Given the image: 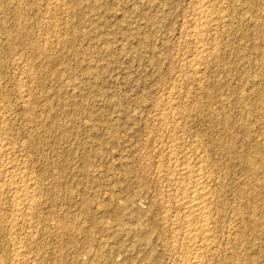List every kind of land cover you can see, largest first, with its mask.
I'll return each mask as SVG.
<instances>
[{
    "label": "rangeland",
    "instance_id": "1",
    "mask_svg": "<svg viewBox=\"0 0 264 264\" xmlns=\"http://www.w3.org/2000/svg\"><path fill=\"white\" fill-rule=\"evenodd\" d=\"M263 92L264 0H0V264H184L179 162L203 264H264Z\"/></svg>",
    "mask_w": 264,
    "mask_h": 264
},
{
    "label": "bare ground",
    "instance_id": "2",
    "mask_svg": "<svg viewBox=\"0 0 264 264\" xmlns=\"http://www.w3.org/2000/svg\"><path fill=\"white\" fill-rule=\"evenodd\" d=\"M254 1V0H253ZM170 2V1H169ZM56 3V2H55ZM206 3V2H205ZM82 5V4H81ZM83 6V5H82ZM87 6V5H86ZM78 7V6H77ZM88 7V6H87ZM91 7V6H90ZM98 7V6H97ZM202 7V6H201ZM86 8V7H85ZM79 11V10H78ZM207 11V10H206ZM21 12V11H20ZM207 13V12H206ZM209 13V12H208ZM203 14H204V11H203ZM91 15V14H90ZM200 15V14H199ZM202 15V14H201ZM205 15V14H204ZM207 15V14H206ZM210 15V14H209ZM74 16V15H73ZM198 16V15H197ZM196 16V17H197ZM203 16V15H202ZM211 16V15H210ZM91 17V16H90ZM225 17V16H224ZM195 19V18H194ZM199 19V18H198ZM201 19V18H200ZM210 19V18H209ZM212 19V18H211ZM208 20V19H207ZM215 20V19H214ZM225 20V19H224ZM223 20V21H224ZM200 21V20H199ZM207 22V21H206ZM210 22H211V20H210ZM212 23V22H211ZM216 23H218V22H216ZM203 24V23H202ZM212 25V24H211ZM219 25V24H218ZM202 26V25H201ZM203 27V26H202ZM204 27H205V25H204ZM206 27H207V25H206ZM205 27V28H206ZM194 28V27H193ZM56 29V28H55ZM201 30H202V28H201ZM207 30H208V28H207ZM214 30V29H213ZM216 30V29H215ZM201 34V33H200ZM215 38V37H214ZM216 39V38H215ZM198 40V39H197ZM196 40V41H197ZM200 41H202V40H200ZM216 43V42H215ZM207 45V44H206ZM203 46H204V43H203ZM206 53H208L207 51H206ZM206 53H204V54H206ZM213 55V54H212ZM203 56V55H202ZM208 56H209V54H208ZM203 57H205V56H203ZM198 58V57H197ZM216 58V57H215ZM207 59V58H206ZM219 60V59H218ZM198 61H199V63L201 64V63H203V61L202 60H199L198 59ZM198 63V64H199ZM194 64H196V63H194ZM207 64V63H206ZM192 66V65H191ZM197 66V65H196ZM205 66V65H204ZM208 66V65H207ZM193 67V66H192ZM200 67V66H199ZM204 68H206V67H204ZM200 69V68H199ZM195 70V69H194ZM202 71H204V70H202ZM194 76V75H193ZM196 77V76H195ZM199 80V79H198ZM253 83V82H252ZM260 86V85H259ZM264 93V92H263ZM179 99V98H178ZM170 101V100H169ZM242 102V101H241ZM171 104V103H170ZM173 104V103H172ZM176 106V105H175ZM257 106V105H256ZM174 107V106H173ZM176 108V107H175ZM179 108V107H178ZM181 108V107H180ZM184 108V107H183ZM247 108V107H246ZM173 109V108H172ZM175 111V110H174ZM172 112V111H171ZM180 112V111H179ZM1 114V113H0ZM173 114H174V112H173ZM264 114V113H263ZM178 115V114H177ZM176 116V115H175ZM4 118H5V116H4ZM174 118V117H173ZM171 119V118H170ZM173 120V119H172ZM220 120V119H219ZM228 120V119H227ZM55 121V120H54ZM165 121V120H164ZM252 121V120H251ZM250 121V122H251ZM5 122V121H4ZM230 122V121H229ZM1 123V122H0ZM171 123H173L172 121H171ZM171 123H170V125H171ZM165 124V123H164ZM175 124V123H174ZM173 124V125H174ZM222 124V123H221ZM162 125V124H161ZM166 125V124H165ZM168 125V124H167ZM172 125V126H173ZM178 126V125H177ZM236 126V125H235ZM232 127V126H231ZM236 128V127H235ZM231 130V129H230ZM223 131V130H222ZM46 132V131H45ZM48 132V131H47ZM46 132V133H47ZM174 132H175V130H174ZM229 132V131H228ZM243 133V132H242ZM251 133V132H250ZM175 134H176V132H175ZM229 134V133H228ZM174 135V134H173ZM246 135V134H245ZM226 137V136H225ZM237 137V136H236ZM247 137V136H246ZM169 138H171V137H169ZM232 138V137H231ZM255 138V137H254ZM251 139V138H250ZM249 139V140H250ZM34 140V139H33ZM175 140V139H174ZM172 141V142H175V141ZM231 140V139H230ZM234 140V139H233ZM232 140V141H233ZM166 141V140H165ZM248 141V140H247ZM244 142V141H243ZM259 142V141H258ZM167 143H168V141H167ZM166 143V144H167ZM179 143H181V142H179ZM239 143V142H238ZM242 143V142H241ZM248 143V142H247ZM173 144V143H172ZM176 144V143H175ZM228 144V143H227ZM227 144H226V146H227ZM176 145H178V144H176ZM208 145V144H207ZM251 145V144H250ZM258 145V144H257ZM86 146H87V144H86ZM165 146V145H164ZM169 146H172L171 144L169 145ZM179 146V145H178ZM255 146V145H254ZM253 146V147H254ZM260 146H262V145H260ZM252 147V148H253ZM158 148V147H157ZM163 148V147H162ZM169 148V147H168ZM171 148V147H170ZM176 148H178L177 146H176ZM180 148V147H179ZM235 148V147H234ZM247 148V147H246ZM259 148V147H258ZM257 148V149H258ZM165 149V148H164ZM174 148H172V150H173ZM224 149V148H223ZM241 149V148H240ZM253 149H255L256 150V148H253ZM169 150V149H168ZM176 150V149H175ZM231 150V149H230ZM241 150H243V149H241ZM188 151H189V149H188ZM239 151V150H238ZM251 151V150H250ZM253 151V150H252ZM169 152H173V151H168V153ZM186 152V151H185ZM249 152V151H248ZM255 152L256 151H254V153L252 152V154L254 155L255 154ZM259 152V151H258ZM159 153V152H158ZM233 153V152H232ZM250 153V152H249ZM248 153V154H249ZM174 154H175V152H174ZM173 154V155H174ZM248 154H247V156L246 157H249L248 159L250 160V162H251V160L253 161V162H251V163H254V157L257 155V153H256V155H254L253 156V158L249 155L248 156ZM251 154V153H250ZM251 154V155H252ZM168 155H170V154H168ZM171 155H172V153H171ZM170 155V156H171ZM177 157H178V155L177 154H175ZM181 155V154H180ZM190 155V154H189ZM201 155H203V154H201ZM160 156V155H159ZM169 156V157H170ZM245 157V158H246ZM257 157V156H256ZM255 157V158H256ZM242 158V157H241ZM252 158V159H251ZM174 159H176L175 157H174ZM180 159V158H179ZM179 159H177V160H179ZM197 159H198V157H197ZM247 159V158H246ZM246 159H245V161H246ZM170 160V159H169ZM177 160H176V162H177ZM185 160V159H184ZM183 160V161H184ZM189 160V162L190 163H193V162H191L190 161V159H188ZM206 160V159H205ZM248 160V161H249ZM256 160V159H255ZM11 161V160H10ZM171 161H173L174 162V160H172L171 159ZM180 161V160H179ZM244 161V162H245ZM6 163V162H5ZM4 163V164H5ZM180 164H178L177 166L175 165L174 166V169H176L177 168V173L182 177L181 178V180L183 181L181 184H183V183H185L186 181H187V183L188 184H190V185H192V187H193V191L187 196V197H184V198H182V199H185L184 201H183V207H184V210H186L185 212H186V223H187V225H188V227L189 226H193V225H196L197 224V226H198V224H200L199 226V229L198 228H194V229H192L191 231H190V236H189V241H190V243L192 244H194V242H195V244H194V248H193V253H191V256L189 257H187L188 259H186V258H184V264H203V257H206V256H204L205 255V253L207 254V256H208V253H210L209 251H208V253H207V249H208V247L210 246V245H208L207 243H205V242H207V239H206V232L207 233H209L210 231H208L209 230V228H208V226L207 225H209V224H207L208 223V219H209V217H210V213H211V211H209V207H208V202H209V199H208V197H210V194H209V189H208V185H206V174H204L205 172H203L202 170H204L203 168H201V167H203V166H201V167H197V168H193L192 167V165H190L188 162H185V163H182L181 164V162H179ZM248 163V162H247ZM246 163V164H247ZM250 163V164H251ZM11 164V163H10ZM174 164H176V163H174ZM212 164V163H211ZM249 164V165H250ZM257 164V163H256ZM259 164V163H258ZM194 165H197V164H195L194 163ZM193 165V166H194ZM204 165V164H203ZM239 165V164H238ZM241 165V164H240ZM249 165H247V166H249ZM252 165V164H251ZM15 166V165H14ZM172 166V165H171ZM10 167H11V165H10ZM27 167V166H26ZM173 167V166H172ZM196 167V166H195ZM257 167V166H256ZM171 168V167H170ZM170 168H169V170H170ZM207 168V167H206ZM242 168V167H241ZM244 168V167H243ZM245 169V168H244ZM260 169V168H259ZM171 170H172V168H171ZM227 170V169H226ZM248 170V169H247ZM13 171V170H12ZM168 171V170H167ZM173 171V170H172ZM170 172V171H169ZM209 172V171H208ZM245 172V171H244ZM250 172V171H249ZM16 173V172H15ZM173 173V172H172ZM253 173V172H252ZM30 174V173H29ZM162 174V173H161ZM170 174V173H169ZM168 174V175H169ZM210 174V173H209ZM226 174V173H225ZM256 174V173H255ZM12 175V174H11ZM175 175H176V173H175ZM259 175V174H258ZM166 176V175H165ZM192 176H193V178H192ZM172 177H175V176H173L172 175ZM254 177H256V176H254ZM264 178V177H263ZM23 179V178H22ZM28 179V178H27ZM169 179V178H168ZM211 179V178H210ZM30 180V179H29ZM37 180V179H36ZM214 180V179H213ZM258 180V179H257ZM264 180V179H263ZM262 180V181H263ZM171 181V180H170ZM169 181V182H170ZM179 181H180V177H179ZM245 181V180H244ZM243 181V182H244ZM20 182V181H19ZM32 182V181H31ZM181 182V181H180ZM180 182H178V183H180ZM255 182H256V180H255ZM40 183V182H39ZM168 183V182H167ZM177 182H175V184H176ZM186 183V184H187ZM28 184H29V181H28ZM169 184H171V183H169ZM173 184V183H172ZM185 184V186H187ZM214 184V183H213ZM166 185V184H165ZM184 185V184H183ZM210 185V184H209ZM264 185V184H263ZM263 185H261L260 187H261V189H262V187H264ZM28 186V185H27ZM31 186V184L29 185V187ZM37 186V185H36ZM168 186V185H167ZM216 186V185H215ZM227 186V185H226ZM248 186V185H247ZM246 186V187H247ZM172 187V186H171ZM221 187V186H220ZM223 187V186H222ZM256 187V186H255ZM259 187V188H260ZM28 188V187H27ZM187 188V187H186ZM191 188V187H190ZM214 188V187H213ZM73 189V188H72ZM125 189V188H124ZM173 189V188H172ZM175 189H176V192L178 193V192H180V191H178L177 190V188H176V186H175ZM179 189V188H178ZM189 189V188H188ZM219 189V188H218ZM27 190V189H26ZM71 190V189H70ZM170 190H171V188H170ZM174 190V189H173ZM186 190V189H185ZM217 190V189H216ZM257 190V189H256ZM22 191V190H21ZM190 191H191V189H190ZM238 191V190H237ZM175 192V191H174ZM182 192V191H181ZM184 192V191H183ZM186 192V191H185ZM189 192V191H188ZM211 192V191H210ZM254 192H255V190H254ZM27 193V192H26ZM176 193V194H177ZM30 194V193H29ZM164 194V193H163ZM169 194V193H168ZM175 194V195H176ZM179 194V193H178ZM254 194V193H253ZM25 195V194H24ZM28 195V194H27ZM165 195V194H164ZM170 195V194H169ZM248 195V194H247ZM37 196H38V194H37ZM179 196H180V194H179ZM22 197V196H21ZM31 197H33V195H31ZM182 197V196H181ZM217 197V196H216ZM18 198V197H17ZM34 198V197H33ZM177 198V197H176ZM213 199V198H212ZM241 199V198H240ZM253 199H254V197H253ZM23 200V199H22ZM30 200V199H29ZM31 200H34V199H32L31 198ZM38 200V199H37ZM177 200H179V199H177ZM181 200V199H180ZM211 200V199H210ZM221 200V199H220ZM34 201H36V200H34ZM168 201V200H167ZM261 201V200H260ZM214 202V201H213ZM259 202V201H258ZM257 202V203H258ZM31 203V202H30ZM178 203H181V202H178ZM212 203V202H211ZM218 202H216V204H217ZM24 204V203H23ZM26 204H28V203H26ZM172 204V203H171ZM213 204V203H212ZM223 204V203H222ZM221 204V205H222ZM32 205V204H31ZM31 205H29V207L28 208H30V206ZM35 205V204H34ZM165 205V204H164ZM166 205H167V203H166ZM175 205V204H174ZM181 205V204H180ZM255 205V204H254ZM22 206V205H21ZM20 206V207H21ZM168 206V205H167ZM226 206V205H225ZM224 206V207H225ZM26 207H27V205H26ZM182 207V206H181ZM255 207V206H254ZM33 208H34V206H32V210H33ZM37 208V207H36ZM170 208V207H169ZM211 208H212V205H211ZM221 208V207H220ZM171 209V208H170ZM183 209V208H182ZM36 210V209H35ZM213 210V209H212ZM259 210V209H258ZM214 211V210H213ZM220 211V210H219ZM36 212V211H35ZM179 212V211H178ZM122 214V213H121ZM184 214V213H183ZM212 215H213V213H211ZM247 214V213H246ZM185 215H184V217H185ZM211 215V216H212ZM256 215V214H255ZM217 216V215H216ZM32 217V216H31ZM30 217V218H31ZM120 217V216H119ZM34 218V217H33ZM182 218V217H181ZM180 218V219H181ZM211 218V217H210ZM72 219V218H71ZM184 219V218H183ZM182 220V219H181ZM163 221V220H162ZM183 221V220H182ZM181 222V221H180ZM185 222V221H184ZM195 222H196V224H195ZM210 222V221H209ZM64 223V222H63ZM183 224V223H182ZM170 225V224H169ZM176 225V224H175ZM184 225V224H183ZM255 225V224H254ZM210 226V225H209ZM212 226V225H211ZM246 226V225H245ZM70 227V226H69ZM149 227V226H148ZM184 227V226H183ZM213 227V226H212ZM185 228V227H184ZM193 228V227H192ZM148 229V228H147ZM187 229V228H186ZM198 230H200V231H198ZM253 230V229H252ZM72 232V231H71ZM149 233V232H148ZM242 233V232H241ZM189 234V233H188ZM211 234V233H210ZM259 234V233H258ZM111 236V235H110ZM188 236V235H187ZM208 236V235H207ZM33 237V236H32ZM209 237V236H208ZM207 237V238H208ZM187 239V238H186ZM185 239V240H186ZM206 240V241H205ZM210 239H208V241H209ZM211 241H213V240H211ZM184 243V242H183ZM188 243V242H187ZM189 244V243H188ZM210 244H212L211 242H210ZM215 244H216V242H215ZM217 245V244H216ZM190 246V245H189ZM192 247V246H191ZM191 247H189L190 249H192ZM197 247V248H196ZM188 248V247H187ZM255 249V248H254ZM195 250V251H194ZM210 250H211V247H210ZM218 250V249H217ZM213 251V250H212ZM215 251V250H214ZM257 251V250H256ZM186 253V252H185ZM184 253V254H185ZM216 253V252H215ZM188 255H189V253H188ZM209 255H212V254H209ZM224 255V254H223ZM96 256V255H95ZM208 257H210V256H208ZM255 258V257H254ZM186 259V260H185ZM182 260V259H181ZM237 260V259H236ZM176 261V260H175ZM208 261V260H207ZM255 262V261H254ZM212 263V262H211ZM104 264V263H103ZM182 264V263H181ZM242 264H246V262L245 263H242Z\"/></svg>",
    "mask_w": 264,
    "mask_h": 264
}]
</instances>
